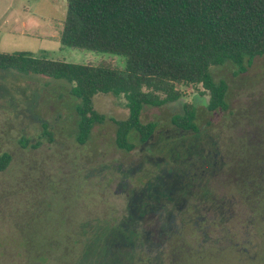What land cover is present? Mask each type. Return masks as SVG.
I'll return each instance as SVG.
<instances>
[{
  "label": "rangeland",
  "instance_id": "rangeland-1",
  "mask_svg": "<svg viewBox=\"0 0 264 264\" xmlns=\"http://www.w3.org/2000/svg\"><path fill=\"white\" fill-rule=\"evenodd\" d=\"M66 3L0 0V53L25 51L78 65L111 59L123 67L122 57L60 44ZM211 74L227 84L226 111L209 112L202 87H187L184 101L197 110L199 132L171 124L182 101L143 107L141 122L157 128L144 144L130 133L135 148L125 152L115 147L116 127L108 120L77 145L78 101L66 81L0 71V153L11 156L0 172V264H137L142 257L148 264H264V240L253 232L252 209L233 181L264 147V55L244 72L227 62ZM92 103L107 118L128 116L122 95L99 93ZM192 210L216 219L207 246L220 229L227 244L198 251L201 233L192 227ZM182 211L191 214L179 231ZM138 232L139 246L133 239ZM28 237L33 251L51 257L31 255L28 262ZM52 237L66 239L69 251L45 245Z\"/></svg>",
  "mask_w": 264,
  "mask_h": 264
},
{
  "label": "trees",
  "instance_id": "trees-1",
  "mask_svg": "<svg viewBox=\"0 0 264 264\" xmlns=\"http://www.w3.org/2000/svg\"><path fill=\"white\" fill-rule=\"evenodd\" d=\"M59 42L73 50L122 57L124 66L111 59L78 65L18 51L0 53V71L15 70L66 81L72 85L69 95L78 101L74 108L77 145H85L93 127L108 120L116 127L115 147L130 152L135 148L128 139L130 133L144 144L157 128L155 122H141L143 107L161 108L182 101L171 124L184 132H199L195 122L197 110L192 102L184 101L187 87H202L199 95L208 97L209 112L228 109L227 84L216 83L211 68L229 62L244 72L254 58L264 55V0H67ZM99 93L122 95L127 118L117 121L97 112L92 100ZM255 157L256 163H247V169L234 173L233 181L236 191L252 209L253 218L249 221L261 241L264 240V147L261 152L256 151ZM10 162L9 154L0 153V172ZM181 213L179 231L187 221L186 214L196 215L197 219L191 221L193 229L201 233L198 251L206 247L217 250L223 242L227 244L220 229L214 244L207 246L212 239L206 232L216 224V219L199 217L195 210ZM142 235L138 232L133 236L135 245H140ZM31 240L34 242L31 237L26 238L23 245L28 262L31 255L51 257L49 252L33 251ZM44 241L45 245L54 243L55 248L69 251L66 239L52 237ZM181 246L185 255V247L189 246L185 238ZM149 261L148 257H142L137 264Z\"/></svg>",
  "mask_w": 264,
  "mask_h": 264
},
{
  "label": "flooded vegetation",
  "instance_id": "flooded-vegetation-1",
  "mask_svg": "<svg viewBox=\"0 0 264 264\" xmlns=\"http://www.w3.org/2000/svg\"><path fill=\"white\" fill-rule=\"evenodd\" d=\"M197 206H198V205H195L196 208H198ZM195 211H197V210H195Z\"/></svg>",
  "mask_w": 264,
  "mask_h": 264
}]
</instances>
